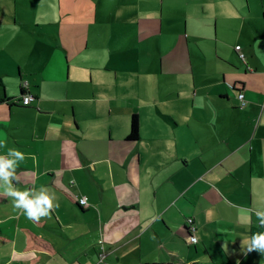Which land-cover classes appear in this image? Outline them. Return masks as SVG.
Returning <instances> with one entry per match:
<instances>
[{
    "label": "crops",
    "instance_id": "0c3cea01",
    "mask_svg": "<svg viewBox=\"0 0 264 264\" xmlns=\"http://www.w3.org/2000/svg\"><path fill=\"white\" fill-rule=\"evenodd\" d=\"M68 1L0 0V156L24 154L17 190L54 197L50 216L35 222L0 195V264H264V254L246 251L264 233L256 216L264 210V90L248 86L247 72L259 71L253 58L241 59L238 43L244 68L219 58L236 70L230 80L226 67H198L204 52L186 19L140 88L134 19L154 7L139 15L124 0L109 11ZM211 1L221 42L218 25L248 20L251 5ZM105 49L114 67H102L96 54ZM133 114L136 140L128 139Z\"/></svg>",
    "mask_w": 264,
    "mask_h": 264
},
{
    "label": "rangeland",
    "instance_id": "374dc122",
    "mask_svg": "<svg viewBox=\"0 0 264 264\" xmlns=\"http://www.w3.org/2000/svg\"><path fill=\"white\" fill-rule=\"evenodd\" d=\"M44 1H46L49 6H53V8H55L54 5H58V3H60L59 7L67 8V4L69 3L68 0ZM87 1H96L98 3V10L102 9L103 7V9L109 11L117 3L121 4L123 0H106V4L104 6L103 0ZM246 1L247 3L249 2V5H251V12H248V20L241 22L238 19L231 17L229 20H226L227 24H230L229 27L226 25V22L225 25L219 24L217 35L219 36V39L222 40L220 42L213 36L215 35L216 31L213 14L214 12L217 13V11H214L215 8H213L211 0H163V10L165 11V19L163 20V23L160 21V0H124V6L126 8H137L139 15L145 11L144 9L147 8V5L154 7V11L150 12L145 17L140 16L137 17V19H134L135 21L139 22L138 24L135 23L136 27L139 28L137 35L138 46L134 45L135 47H138V50L132 53L134 56H136V58L137 56L139 57L135 69L139 77V87L142 88V86H145V72H149L150 69L149 68L147 70V66H154L155 68L157 67V58L162 54L164 50V44L167 41L170 43L175 39H178L177 34L180 31L182 34H184V23L187 19L189 21L187 34L189 33L192 37L195 36V38L198 39V44L202 45L204 52V55L200 54V57L204 62L200 61V63L197 64L198 67H204L205 70L210 67L211 70L214 66L218 65L220 70H224V67L227 68L228 65L223 64L218 59L228 57L234 62L236 66H242L244 68L245 64L239 59L237 53L234 50L235 44L238 43L242 47V51L244 52L247 61H250V59L253 58L251 62L253 65L255 64L254 66L259 70L257 73H255V76L252 75L253 73L250 71L247 72L249 73L250 77V83L248 86L264 90V10L260 7V0ZM246 1L243 0L244 6H246ZM46 2H43L41 5L44 10H47ZM213 2L216 3L215 1ZM221 3L225 6L227 5L228 1L220 0L218 4ZM201 5L204 6L205 12ZM93 7L94 6H92V9H94ZM151 13L156 14V17H154L155 20L151 19ZM167 16L170 18L173 17V19H167ZM202 17H207V20L203 21ZM216 17L220 18L218 15H216ZM110 19L111 18H109V20ZM236 25L241 26L239 31L233 30V27ZM240 30L243 32H240ZM204 34H206L208 37L204 38ZM54 44L55 41L47 42V45H51L52 47H54ZM248 49H250V51H248ZM96 55L101 57L104 56L106 58V60L102 59L103 68L106 67V63L109 67H114V61H112L110 58L108 49H105L104 54L97 50ZM111 71H114V69ZM236 73V70L230 69L227 70L226 76L230 80L231 77L236 76ZM220 76L222 78V74H220ZM262 106H264V103Z\"/></svg>",
    "mask_w": 264,
    "mask_h": 264
},
{
    "label": "clouds",
    "instance_id": "9594fccd",
    "mask_svg": "<svg viewBox=\"0 0 264 264\" xmlns=\"http://www.w3.org/2000/svg\"><path fill=\"white\" fill-rule=\"evenodd\" d=\"M0 147H5L3 141H0ZM24 158V154L15 149H9L6 156H0V195L11 197L16 209L22 211L29 220L39 222L42 217L50 216L54 208V197L44 189L32 192L19 191L14 187L12 182L17 179L15 169ZM55 206L58 207V204ZM256 216L260 226L264 227V210H258ZM246 251L264 254V233H254L248 241Z\"/></svg>",
    "mask_w": 264,
    "mask_h": 264
},
{
    "label": "built area",
    "instance_id": "2783aa9c",
    "mask_svg": "<svg viewBox=\"0 0 264 264\" xmlns=\"http://www.w3.org/2000/svg\"><path fill=\"white\" fill-rule=\"evenodd\" d=\"M235 49L239 51V50H240V46H239V45H236V46H235ZM238 55H239V57H240L241 59H244V54H243L241 51L238 52ZM237 96H238V99H239V101H240V105H241V106H244V105L246 104V101H245V98H244V94H243V92H239ZM31 100H32V95H30V94H24V95L22 96V98H21V103H22L23 105H28V104H30ZM78 202H79V204L82 205V206L87 205V200H86L85 197H80L79 200H78ZM187 222H188V225H189V231H190V234H189V241H190V242H195V241L197 240V237H196L195 234H194L195 229H196V226H195V224H194L193 218L189 217V218L187 219ZM103 259H104V254L101 253V254H100V257H99V260H98V263H103Z\"/></svg>",
    "mask_w": 264,
    "mask_h": 264
},
{
    "label": "trees",
    "instance_id": "16d2710c",
    "mask_svg": "<svg viewBox=\"0 0 264 264\" xmlns=\"http://www.w3.org/2000/svg\"><path fill=\"white\" fill-rule=\"evenodd\" d=\"M139 122L137 114H133L131 117V124H130V133L128 135V139L136 140L139 136Z\"/></svg>",
    "mask_w": 264,
    "mask_h": 264
}]
</instances>
